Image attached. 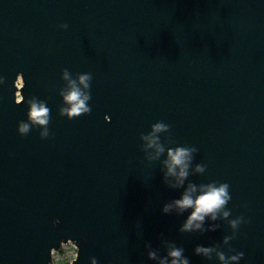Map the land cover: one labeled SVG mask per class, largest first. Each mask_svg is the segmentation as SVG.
<instances>
[{"label": "water", "instance_id": "obj_1", "mask_svg": "<svg viewBox=\"0 0 264 264\" xmlns=\"http://www.w3.org/2000/svg\"><path fill=\"white\" fill-rule=\"evenodd\" d=\"M0 81V264H50L69 238L76 264H158L147 253L170 245L189 264H264V0H0ZM69 81L88 113L63 111ZM157 123L159 155L143 139ZM177 147L192 150L180 186L165 166ZM213 183L229 186L227 218L181 232L187 212L162 213Z\"/></svg>", "mask_w": 264, "mask_h": 264}, {"label": "clouds", "instance_id": "obj_2", "mask_svg": "<svg viewBox=\"0 0 264 264\" xmlns=\"http://www.w3.org/2000/svg\"><path fill=\"white\" fill-rule=\"evenodd\" d=\"M59 27L61 29H67L68 25L61 24ZM64 78H68L67 72L64 73ZM89 80L90 76L82 75L79 78V83L84 89H87L89 87ZM15 87L17 89L21 88L19 76L15 82ZM62 94L64 102L69 105V107L63 111L69 118L86 114L90 111V108L87 106V101L90 97L81 91V88L77 86L75 81H69V90ZM15 96V102L17 104L23 102L20 99L21 93L19 91L15 93ZM47 113L48 109L43 103L33 102L29 111V119L35 124L46 125ZM164 128V125L157 123L153 126L152 132L143 137L147 142V147L155 148L157 155L163 152L164 149L157 143L156 134L164 130ZM18 131L21 134L26 133L28 131V125L21 123ZM191 151L192 150L183 147L168 150V159L165 161V166L167 168L166 176L174 177L176 186L182 185L189 174ZM203 170L204 169L200 166L196 168L197 172H203ZM228 188L229 186L226 183L219 185L215 183L201 185L199 189L195 185L190 184L179 199L165 204L161 211L164 214H169L174 209L179 214L187 212V216L181 224L179 231H202L206 218L215 221L218 213L222 214L223 218L229 216L230 213L228 211H222L231 199ZM189 209H191V211H188ZM242 219V217H238L237 219L231 220L229 222L230 226L235 229L241 223ZM56 223L58 224L59 221H56ZM228 239L230 238L225 237V242H227ZM213 251L215 250L212 247L203 245H197L194 249V253L202 257H209ZM49 255L50 264H76L79 259L80 248L77 242L69 238L66 241H61L58 249L56 247L51 248ZM147 256L149 260L158 259V264H189V260L183 254V249L171 245L169 246L167 254L163 257L158 258L155 251H149ZM216 257L218 261H220V264H239V261L243 257V253L236 251L235 254L226 257L222 252H216ZM90 264H97L95 257L90 258Z\"/></svg>", "mask_w": 264, "mask_h": 264}, {"label": "rangeland", "instance_id": "obj_3", "mask_svg": "<svg viewBox=\"0 0 264 264\" xmlns=\"http://www.w3.org/2000/svg\"><path fill=\"white\" fill-rule=\"evenodd\" d=\"M21 80V79H20ZM21 85H22V81H21Z\"/></svg>", "mask_w": 264, "mask_h": 264}]
</instances>
